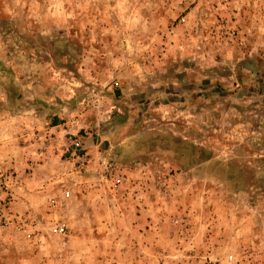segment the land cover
<instances>
[{
    "label": "rangeland",
    "instance_id": "rangeland-1",
    "mask_svg": "<svg viewBox=\"0 0 264 264\" xmlns=\"http://www.w3.org/2000/svg\"><path fill=\"white\" fill-rule=\"evenodd\" d=\"M0 264H264V0H0Z\"/></svg>",
    "mask_w": 264,
    "mask_h": 264
},
{
    "label": "built area",
    "instance_id": "built-area-1",
    "mask_svg": "<svg viewBox=\"0 0 264 264\" xmlns=\"http://www.w3.org/2000/svg\"><path fill=\"white\" fill-rule=\"evenodd\" d=\"M64 231H65V225L64 224H60V225H58V226H56L55 228H54V232L56 233V234H63L64 233Z\"/></svg>",
    "mask_w": 264,
    "mask_h": 264
}]
</instances>
